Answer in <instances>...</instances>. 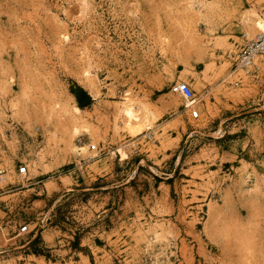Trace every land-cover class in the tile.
Returning a JSON list of instances; mask_svg holds the SVG:
<instances>
[{
	"label": "rangeland",
	"instance_id": "rangeland-1",
	"mask_svg": "<svg viewBox=\"0 0 264 264\" xmlns=\"http://www.w3.org/2000/svg\"><path fill=\"white\" fill-rule=\"evenodd\" d=\"M246 18L264 0H0V264H264V56L230 77Z\"/></svg>",
	"mask_w": 264,
	"mask_h": 264
},
{
	"label": "built area",
	"instance_id": "built-area-1",
	"mask_svg": "<svg viewBox=\"0 0 264 264\" xmlns=\"http://www.w3.org/2000/svg\"><path fill=\"white\" fill-rule=\"evenodd\" d=\"M240 42L234 43V50L229 53V58L233 60V66L231 69L230 77L237 76L240 72L249 76L252 72L251 69L256 67V59L260 56H264V31L257 34L254 38H249L246 34L240 37ZM239 80L236 85H240L243 82L242 76L238 77ZM175 90L180 93L186 100V108L191 110V118L199 120L201 118V111L195 107L197 102V96L194 89L190 84L186 82H179L175 86ZM13 131L16 134L21 133L19 126L13 127ZM36 133L41 131L37 128ZM92 152L98 151V147L95 145L90 146ZM20 162V161H19ZM16 173L23 181L27 180L30 175L29 165L24 162H20L16 168ZM7 174L6 169H0V176ZM32 230H29V225H24L21 228L22 234H30Z\"/></svg>",
	"mask_w": 264,
	"mask_h": 264
},
{
	"label": "bare ground",
	"instance_id": "bare-ground-1",
	"mask_svg": "<svg viewBox=\"0 0 264 264\" xmlns=\"http://www.w3.org/2000/svg\"><path fill=\"white\" fill-rule=\"evenodd\" d=\"M245 24H246V27H247L246 30H248V32H247L246 35L249 38L252 36V34H254V32H263L264 31V20H253V19L251 20V18H246L245 19ZM22 93H23V95H25V88L22 90ZM21 103H22V100L21 99H18L17 101H15L13 103V106L16 107V108H19V105L20 106L22 105ZM20 108H23V107H20ZM145 110H146V114L147 115H151L146 108H145ZM149 120H152V118H150ZM144 126H146L149 130L152 129V123L150 121H146L144 123ZM148 135L150 136V134H148Z\"/></svg>",
	"mask_w": 264,
	"mask_h": 264
},
{
	"label": "trees",
	"instance_id": "trees-1",
	"mask_svg": "<svg viewBox=\"0 0 264 264\" xmlns=\"http://www.w3.org/2000/svg\"><path fill=\"white\" fill-rule=\"evenodd\" d=\"M72 94L76 97L81 106L87 101H91L90 96L83 88L76 87L74 90H72Z\"/></svg>",
	"mask_w": 264,
	"mask_h": 264
},
{
	"label": "crops",
	"instance_id": "crops-1",
	"mask_svg": "<svg viewBox=\"0 0 264 264\" xmlns=\"http://www.w3.org/2000/svg\"><path fill=\"white\" fill-rule=\"evenodd\" d=\"M43 189V188H42ZM44 190V189H43Z\"/></svg>",
	"mask_w": 264,
	"mask_h": 264
},
{
	"label": "water",
	"instance_id": "water-1",
	"mask_svg": "<svg viewBox=\"0 0 264 264\" xmlns=\"http://www.w3.org/2000/svg\"><path fill=\"white\" fill-rule=\"evenodd\" d=\"M88 102V101H87Z\"/></svg>",
	"mask_w": 264,
	"mask_h": 264
}]
</instances>
